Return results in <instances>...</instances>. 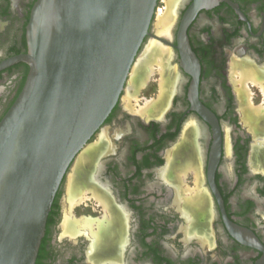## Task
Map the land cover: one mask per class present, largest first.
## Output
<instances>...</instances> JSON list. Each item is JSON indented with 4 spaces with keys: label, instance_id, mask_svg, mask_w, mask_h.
Masks as SVG:
<instances>
[{
    "label": "flooded vegetation",
    "instance_id": "af4514ba",
    "mask_svg": "<svg viewBox=\"0 0 264 264\" xmlns=\"http://www.w3.org/2000/svg\"><path fill=\"white\" fill-rule=\"evenodd\" d=\"M35 2L0 0V121L30 70L26 61L14 59L28 52L27 25ZM160 2L165 0L157 8ZM174 11L171 37L159 36L152 23L145 39H158L169 49L165 71L175 74L173 89L154 113L131 108L123 91L86 146L103 141L83 164L85 172L90 170L81 176L88 188L72 207L68 184L78 156L65 175L36 264H264V0H178ZM184 26L200 62L198 82L181 64ZM152 75L157 100L162 80L157 63L139 90ZM218 138L215 191L208 174ZM185 153L197 163L187 174L181 170ZM186 182L207 199L200 211L189 205L186 212L181 199L187 196ZM106 215L117 219L122 241L99 250L106 255L100 259L91 231L96 226L81 221ZM225 215L245 236L231 231ZM66 216L79 222L76 233L66 231Z\"/></svg>",
    "mask_w": 264,
    "mask_h": 264
},
{
    "label": "water",
    "instance_id": "95a60500",
    "mask_svg": "<svg viewBox=\"0 0 264 264\" xmlns=\"http://www.w3.org/2000/svg\"><path fill=\"white\" fill-rule=\"evenodd\" d=\"M158 2L36 0L28 52L14 59L30 70L0 121V264H36L56 193L126 90L139 51L151 40L145 43ZM179 39L181 64L198 82L200 62L185 26ZM219 150L218 138L208 174L215 191Z\"/></svg>",
    "mask_w": 264,
    "mask_h": 264
},
{
    "label": "bare ground",
    "instance_id": "6f19581e",
    "mask_svg": "<svg viewBox=\"0 0 264 264\" xmlns=\"http://www.w3.org/2000/svg\"><path fill=\"white\" fill-rule=\"evenodd\" d=\"M165 1H166V5L169 8H171V10H169L168 8L166 11L160 10V12L158 14V20H157V34L159 36L164 35L167 37H171L172 36L171 24H172L173 19L175 18L174 6L176 5L178 0H165ZM168 52H169V49L164 48L159 41H157L156 39L155 40L151 39L149 44L147 46H145V49L140 54V58L137 61V63L135 64L136 65L135 68H133L134 70L131 74V80L130 81H132L134 90H136V92L139 91L140 87L143 84H145V82L149 78V75L151 74L152 67L154 66L155 63L158 64V70L161 72V76H162L161 77L162 80L160 82L161 83V92H160L159 98L157 100H150L147 104H144L145 107L142 108L141 110H139L140 112H145V113L146 112H148V113L153 112L154 113L156 108H160V105L162 106L163 102H165L167 100L168 92H170V90L173 89L172 86L174 85L173 83L175 82V79H176L175 74L172 73L171 71H168V70L165 71V67L167 66L166 63L168 64V60L170 59V55H171V53H168ZM163 60H165V61H163ZM250 73H252V72H250ZM245 76L248 77V75H245ZM249 78L252 79V78H254V76H250ZM243 79H244V77H242L241 80H239L241 85L243 83ZM132 83H131V86H132ZM261 88H262L263 94H264V84L261 85ZM240 91L241 90H239V92ZM129 95H130V92H129ZM240 96L243 97V99H244L243 102L245 103L246 96L244 95V93L240 92ZM263 109H264V107H263ZM244 111H245L246 120L248 118H249V120H251L250 115H249V106L248 107L244 106ZM263 113H262V115H263ZM258 117L260 118V116H258ZM102 146H103V141L99 140V143H97L95 145L94 144L90 145L87 148L85 147L86 149L84 148L85 150H83L80 153V155L78 156L79 159H78V163L76 162L77 163L76 169H75L76 171L74 172L75 176L74 177H73V175L71 176V179H70L69 184H68V193L70 196L69 202H70L71 207L74 205L75 202H77L81 197H83L82 196L83 191L88 188L86 182H83L81 180V176L85 177V175H87V171L89 170V169L88 170L85 169L86 172L84 171L85 166L83 164L86 162L85 160H87V159L90 160V158H94V156L97 155V153L102 148ZM178 153H180V152H178ZM178 157L179 156L177 154V159H178ZM181 157H182V159H181L182 160L181 170L184 173H186L188 170L189 171L190 170L195 171L197 163H195V161L191 158L189 153H185ZM79 161H80V163H79ZM198 163H199V161H198ZM177 166H179V165H177ZM195 173L198 176V173L197 172H195ZM181 175H182V173H181ZM188 191H191V190L188 189ZM96 194H98V193H96ZM81 199H80V201H81ZM181 199L184 202V204L185 203L187 204V207L186 206H185L186 208L184 207L186 209V212H187V208L189 205L192 209L197 210V211H200L202 208H204V206L207 205V199L204 196V194H201L200 190H196V191L193 190L192 193L187 194L186 198L182 197ZM101 201H103V199H101L100 202ZM103 203L104 202H102V205H103ZM202 212H203V210H202ZM116 217H118V216H116ZM66 222H67V225L65 227L66 231L70 232L71 234L76 233L77 229L79 228V222L75 221L73 219H69L68 216H66L65 223ZM81 222L84 223V226L85 225H89L91 227L96 226V229L93 228L91 231H92L93 236H94V239H93L94 245H95L94 250L96 247V250L94 252L97 251L95 254L100 259L105 257L106 255L103 256L99 252V250L111 249L112 247H115L117 242L119 244H121L120 241H122V236L118 235V232L120 231L119 225H118L117 219H115L113 217V215H106V216H103V218L95 219V220L92 218L82 219ZM117 235H118V237H117ZM117 251H118V247L114 250L113 254L110 255L111 258L113 257V261L118 259ZM114 257H116V258H114Z\"/></svg>",
    "mask_w": 264,
    "mask_h": 264
},
{
    "label": "rangeland",
    "instance_id": "374dc122",
    "mask_svg": "<svg viewBox=\"0 0 264 264\" xmlns=\"http://www.w3.org/2000/svg\"><path fill=\"white\" fill-rule=\"evenodd\" d=\"M163 5L165 6V8L163 7ZM167 8L170 10V8L166 5V1L165 2H160L159 7L157 8V12H156L155 18L153 20V25L156 26V29H155L156 30V33H157L158 14H159L160 10L161 11H164V10L166 11ZM156 40L159 41L158 39H156ZM135 66H134V68H135ZM155 66L157 68V65H155ZM133 70L134 69H132V72H133ZM132 72H131V74H132ZM153 77L155 78V76H153V75L150 77V79L148 80V83L144 86V88H142L141 90H139L138 92H136V90H134L132 81H130L131 80V75H130L129 81H128L127 85H126V90H125V93L123 95V98L128 101V105L131 108H133L134 110H138V111L141 110L142 108L145 107L144 104H147L150 100H153V97H154L153 94H152V92H153V81H152V78ZM131 83H132V86H131ZM129 92H130V95H129ZM195 182H196L195 183V186H197V184H199L198 181H197V179H196ZM185 185H186L185 186L186 189H184L183 191L186 194L192 193L193 190L194 191L199 190L197 188L193 189L192 187H190V185L193 186L194 183L186 182ZM188 189H190L191 191H188Z\"/></svg>",
    "mask_w": 264,
    "mask_h": 264
}]
</instances>
